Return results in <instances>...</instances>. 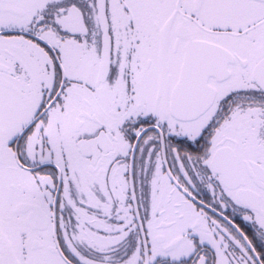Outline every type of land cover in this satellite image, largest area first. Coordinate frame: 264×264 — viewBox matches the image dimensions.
I'll return each instance as SVG.
<instances>
[{"label": "flooded vegetation", "instance_id": "flooded-vegetation-1", "mask_svg": "<svg viewBox=\"0 0 264 264\" xmlns=\"http://www.w3.org/2000/svg\"><path fill=\"white\" fill-rule=\"evenodd\" d=\"M223 1L0 0V264H264V0Z\"/></svg>", "mask_w": 264, "mask_h": 264}, {"label": "water", "instance_id": "water-1", "mask_svg": "<svg viewBox=\"0 0 264 264\" xmlns=\"http://www.w3.org/2000/svg\"><path fill=\"white\" fill-rule=\"evenodd\" d=\"M104 33L108 34V38H109V24L106 21L104 22ZM223 50L226 54H229L228 51H226L225 49ZM209 52L210 53L215 52L216 54H220L222 51H221V48H219L218 46H214L208 42L193 43L192 46L189 47L187 51V55L184 60L181 82L179 83L178 87L174 91L173 97H172L175 113L181 111L178 108L179 106L178 104L182 100V97L185 96L186 93L192 92L195 89L192 87L193 81L199 80V86H196V88L199 90L205 91L208 88V84H207L208 75L203 76L201 79L199 78L202 76L201 75L202 68L196 66L198 64H201L196 59H197L198 53L202 55V54L209 53ZM207 69L212 71L210 67H207ZM254 73H255L256 79H258V81H260L261 84H264V58L260 61L258 66L255 68ZM196 75L197 77L195 78Z\"/></svg>", "mask_w": 264, "mask_h": 264}, {"label": "rangeland", "instance_id": "rangeland-1", "mask_svg": "<svg viewBox=\"0 0 264 264\" xmlns=\"http://www.w3.org/2000/svg\"><path fill=\"white\" fill-rule=\"evenodd\" d=\"M213 11L212 13L208 14L209 21L213 20L216 25L221 24H227L228 21H238L236 18L240 17H252L251 14V8H248V12H243L239 7H236L234 0H224L223 2L215 3L212 7ZM260 11H262L263 18H264V5L261 6ZM254 12V11H253ZM260 29L262 28L261 35H262V41L264 43V20L261 25H259ZM114 30H116L114 26ZM254 36H257L256 33H254ZM211 35L209 34L207 38H211ZM2 39V38H0ZM257 39V38H253ZM251 40V39H250ZM254 50H256L253 47ZM262 52L264 53V46L261 48ZM0 55L2 57H6L5 53L0 52ZM1 58V57H0Z\"/></svg>", "mask_w": 264, "mask_h": 264}]
</instances>
